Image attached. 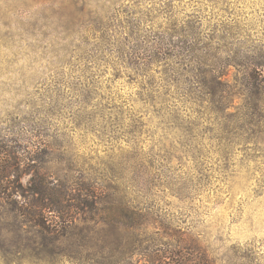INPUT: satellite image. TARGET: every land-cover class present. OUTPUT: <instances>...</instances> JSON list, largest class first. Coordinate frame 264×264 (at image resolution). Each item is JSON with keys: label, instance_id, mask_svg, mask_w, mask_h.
I'll return each instance as SVG.
<instances>
[{"label": "rangeland", "instance_id": "374dc122", "mask_svg": "<svg viewBox=\"0 0 264 264\" xmlns=\"http://www.w3.org/2000/svg\"><path fill=\"white\" fill-rule=\"evenodd\" d=\"M34 172L87 246L0 264H264V0H0V235Z\"/></svg>", "mask_w": 264, "mask_h": 264}, {"label": "trees", "instance_id": "16d2710c", "mask_svg": "<svg viewBox=\"0 0 264 264\" xmlns=\"http://www.w3.org/2000/svg\"><path fill=\"white\" fill-rule=\"evenodd\" d=\"M220 78L219 75L212 77V80L203 83V89H208L211 94L218 90V84L216 81ZM8 161H4L8 165V169L13 166L16 157L10 152H5ZM4 159V160H5ZM29 160L25 157L23 161ZM58 186H53L52 182H48L44 179V176L40 172H34L26 194L22 193L20 198L23 199L20 205L21 209H8L5 217L10 218L13 223H16L14 227L15 233L10 237L0 235V252H4L8 256H20L23 255L22 260H25L26 254H42L49 258L64 259L70 254H78L82 252L87 245L84 242L86 235H78L76 240L72 238L68 239L67 228L72 225L76 220V214L83 212L84 209H70L67 206L68 194L65 189L60 190ZM9 197V196H8ZM8 203L9 199H5ZM34 208V209H33ZM112 209H110L111 211ZM101 211V210H100ZM103 212V210L101 211ZM100 212V216L101 215ZM129 213H136L133 210L125 211L124 209L114 210L112 214L115 222H122V229L119 232L126 234L128 219H132ZM138 214V213H136ZM145 215L138 214L135 218L136 225L140 223L141 219ZM2 222L6 221L1 219ZM100 222L107 223L108 227L106 232L111 233L115 228L109 218H102ZM133 225H129L128 228H132ZM116 232V228L114 229ZM82 236L83 238L81 239ZM119 239V236H115ZM81 239V240H80ZM78 241V242H74ZM81 242V243H80ZM106 242V241H104ZM121 242V241H119ZM124 245V242L122 243ZM117 246V245H115ZM110 244H102L100 246V264H106V256L112 255L114 259L110 263L120 264V261L116 263V249ZM126 251H129L127 248ZM169 252V251H168ZM171 252V251H170ZM197 252V250H196ZM194 257L192 260L186 259L185 256H179L178 253H166L164 256L149 257L148 264H208V262L198 252L192 254ZM174 259L176 261H174ZM180 260V261H178ZM109 264V263H107Z\"/></svg>", "mask_w": 264, "mask_h": 264}]
</instances>
